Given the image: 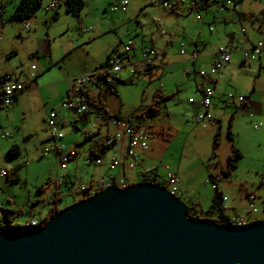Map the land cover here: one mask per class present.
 Segmentation results:
<instances>
[{
    "label": "rangeland",
    "instance_id": "374dc122",
    "mask_svg": "<svg viewBox=\"0 0 264 264\" xmlns=\"http://www.w3.org/2000/svg\"><path fill=\"white\" fill-rule=\"evenodd\" d=\"M19 1L9 0L7 3L0 44L5 45L2 48L6 49L5 51L13 49L16 55L10 58L3 52L0 54V74L16 70L17 74L24 72L28 75L32 64H36L32 62L30 53L38 47L40 42L43 43V40L48 39L49 30H59L58 33L66 31L53 40L54 50L56 47H61L69 36L76 47L63 60L62 69L42 75L47 81L63 77L64 80L67 78V81L73 84L74 79L85 73L87 67L94 61L103 63L106 59V48L113 44L117 45L120 41L119 49H123L127 44H133L134 48H137L136 56L141 49L154 48L161 54L164 52L167 65L163 72L158 71L161 74L156 76L141 74L129 80L128 70H124L121 73V79L124 82L117 85V94L110 91L104 92L107 95L106 107L113 116L140 124L150 133V151L154 153L153 157L148 159L146 164L138 165L133 172H129L128 181L134 184L139 183L143 174L154 175L155 167L158 168L157 172L162 178L169 171L178 174L182 182L196 172L192 184L199 187L206 182L208 185L207 188L202 186L199 195L204 193V189H208L214 195L215 191L212 183L209 182L210 178L216 179L221 175V180L217 184L223 190L226 204L230 208V215H240L248 223L255 220L264 221V150L260 146L261 141L258 137L264 131V115L255 114L249 123L246 120L247 115L244 119L242 111L230 107L233 105L232 99L227 100L228 95L247 97L258 79L257 73L248 68H242L239 64L234 67L226 66L227 70L225 67L221 71L219 87L225 94V100L230 104H223L224 110H216L215 107L212 109L213 111L210 112L213 118L212 123L210 121L197 123L192 115L193 112L191 113L190 107L193 104L190 103V99L197 101L201 99L195 88V81L201 77L195 74L186 75L184 63L189 58V50L193 48L192 42L197 40L213 44L217 40L215 34L213 36L208 31V25H202L204 21L210 19V13L204 9L199 10L203 21L197 22L198 12L189 11L186 4L177 6L174 11L162 7V4L166 2L176 3L178 0H127L129 2L127 12L113 13L109 20H105L104 10L113 5H119L121 0H84L85 7L77 19L65 13V0H41V8L31 19L21 22L8 21V18L14 14ZM49 5H53L54 8L49 9ZM57 11L60 15L56 22L53 18L57 15ZM217 15L219 16V13ZM68 21L72 24L71 29L68 28ZM198 23L201 25L198 26ZM27 24L31 27L30 33L26 32ZM94 24H100L105 28L106 31L101 37H92ZM214 27L218 30L217 26ZM34 29L38 30L37 37L42 41L30 38L36 34ZM84 29L90 31L85 33ZM183 49L185 54H181ZM64 80L61 83L62 87L67 84ZM261 82L263 83L264 79ZM71 88L72 85L68 86L63 96L57 102L52 99L47 107L48 111L54 108V112L57 113L56 119L60 118L59 113L67 119L66 127L58 132H62V135L69 133L67 141H76L82 134V131L73 126L79 115L75 110L63 105L69 101L68 92ZM156 92L164 96V100L161 102L159 112L151 114L149 108L157 97ZM51 94L48 92L46 96L51 97ZM77 99L73 97L74 103ZM40 105L42 106L40 101L34 103L36 114L32 122L26 121L24 124L21 119L22 113L19 117L16 115L11 118L9 108H0V205L7 209L21 210L24 219L17 218L15 222L22 225L33 217L38 224L45 218L51 206L47 199L53 197V191H56L55 183L62 174L74 175L73 178H76L77 184H87L100 176H116L119 168L111 171L100 169L94 164L87 166L85 159L81 156L77 162L67 163V169H61V160L55 153L44 154L43 152V148L53 140L46 141L43 138L45 133L49 134L52 129L46 122L50 111L45 115L44 120L41 119ZM235 106L239 107L240 104L235 102ZM234 113H236L235 118L232 120ZM95 119L94 114L89 122L90 128L95 124ZM187 122H192L194 125L190 127ZM15 123H18L17 126L19 124L21 127L24 126L22 131L35 130L37 135L28 142H24L22 136H13L19 131L15 128ZM78 123L84 129L83 123ZM229 123H231L233 134L232 140L228 136ZM14 144L19 145L20 153L8 155L7 150ZM233 147L240 149L243 157L237 169L228 176L223 173V169L228 167V157ZM2 170L9 175L1 176ZM16 176L18 180L13 181ZM164 185L166 186L165 182ZM41 189L42 191L39 192ZM62 190L63 201L60 207L72 206L86 199L85 195L81 197L68 194L65 187H62ZM251 196H253L256 211L249 208ZM181 201L185 204L183 198ZM29 211L35 216H29Z\"/></svg>",
    "mask_w": 264,
    "mask_h": 264
},
{
    "label": "water",
    "instance_id": "95a60500",
    "mask_svg": "<svg viewBox=\"0 0 264 264\" xmlns=\"http://www.w3.org/2000/svg\"><path fill=\"white\" fill-rule=\"evenodd\" d=\"M152 182L108 188L24 233L0 232V264H264V221L191 218Z\"/></svg>",
    "mask_w": 264,
    "mask_h": 264
},
{
    "label": "crops",
    "instance_id": "0c3cea01",
    "mask_svg": "<svg viewBox=\"0 0 264 264\" xmlns=\"http://www.w3.org/2000/svg\"><path fill=\"white\" fill-rule=\"evenodd\" d=\"M8 1L9 0H0V18H2V20L4 21V24H5V14L7 10L6 7H7ZM198 1H199V5H197L196 9L190 10L188 9V7L187 9L189 11L195 10L198 12L196 16L197 22L203 21L202 17L200 20H197L198 16H201L199 14V10L204 9L208 13H210L211 15L210 19H207L206 21H204L205 23H202V25L204 26L207 24L208 31L210 32L211 35L215 34L217 40L213 44L207 41H205L204 43L202 41L198 42L197 40L192 42L193 48L192 50H189L190 51V53H188L189 58L186 60V63H184L186 70L189 71V74H186V75L195 74L199 76V71H209L211 64H213L214 62V53L222 48H230L232 51L231 62L226 64L223 67V69L226 66L234 67L235 65L239 64L242 68H245V69L248 68L252 72L255 71L258 75V79L255 81L252 87V92L248 94L247 97H245L247 99V105L245 106L243 105V107H239V109H238V106H235V104L230 105V107H233L236 110L238 109L242 111L243 113L242 115L244 119H246L245 115H247L248 119L246 120L249 123H251V119L254 118L255 114H259V116L264 115V82L263 83L261 82V80L264 79V53L259 55L257 59L253 62H245L239 50H241V48H244L246 50L250 49L260 39L264 38V0H239L240 3L237 6V10L228 8L223 13L219 14V16L217 15V13H215V11H217L216 5H219L221 0H198ZM64 11L66 14H69L66 11L65 6H64ZM104 12H105L104 19L109 20L110 17H112L111 15L113 13H110L109 9L107 8L104 10ZM118 12L125 13V12H121L120 10L114 13L116 14ZM59 15H60V12L57 11V15H55L53 20L57 22ZM68 24H69L68 28L71 29V26H72L71 22L68 21ZM197 25L200 26L201 23H198ZM213 26H217L218 30L215 29L214 27L213 31H210V27H213ZM35 28H36V25H35ZM31 31H32L31 27L29 26V29H26V32L30 33ZM37 31H38L37 29H34V33L36 34H34V36L32 37L30 36L31 39L41 40V38L38 39L37 37ZM58 31L59 30H53V31L49 30L48 36H47L48 39L43 40V43L40 42V44H38V47H36L30 53V56L32 57V62H35L36 64H32L30 68V73H28V75H26L24 72H20L17 74L16 70L6 71L0 74V78L3 77L5 74H10L14 77H17L18 79L23 81L25 85L27 86L26 91L18 95L12 102L11 107H9V117L13 118L16 115L19 117V114L22 113L23 117L21 119H23V124L26 121L32 122V119L36 114V111L34 109V103L37 101H40L42 104V106L40 105L39 111L41 113V117H42L41 119L44 120L45 115L49 113V111L50 112L55 111L54 108H51L48 111L49 109L47 107L49 106L48 103H50L52 99L54 100V102L55 101L57 102V100L63 96L64 91L66 89L68 90V86L70 87V85H72V83L67 81V78L64 80L62 77L60 79H54L51 81H47L42 76L46 74L47 72H53L54 70L56 71L57 69H62L63 60L75 50L76 44L75 42H73V40L70 39V36L68 40H66L65 43H63L61 47H56V49L54 50L53 40L57 38L59 35L62 36L66 32L63 30L61 33H58ZM105 31H106L105 28L100 26V24L92 25V32H93L92 37L93 38L98 37V36L101 37V35L104 34ZM0 34H1V31H0ZM18 35H21V34L18 33ZM95 40L96 39H94V41ZM119 44L117 45L113 44V45L108 46L105 50L106 52L105 61H103V63L101 64L94 61V63L91 66L87 67L85 73L83 72L81 75L92 74L96 71L97 68L102 67L106 63V61H108V56L111 54V52L119 48ZM4 46H5L4 44H0V54L3 52L5 53L6 56L10 58L16 55V52L13 49L12 51L11 49L10 51H5L6 49L3 50L2 48ZM136 49L137 48H133V52H132V55L134 56V58L138 57L136 56V52H135ZM193 51H196L199 55V58L196 61H191V54ZM41 58H43L42 61H40ZM236 59L237 61H235ZM165 62H166V54L163 52L162 62H161L163 64L162 69L157 68V67L155 69H149L145 72L144 75L156 76L157 74H161V73H158V71L163 72V70L166 68V65H167ZM227 67H226V70H227ZM221 73L222 72H220V74L216 78L217 82L214 85L215 93L213 94L212 106L209 107L208 109L209 113L213 111L212 109L214 107L216 110L217 109L224 110L225 107H223V104H230L225 100V97H224L225 94L222 93L219 87V80L222 77ZM40 77L42 79H39ZM127 77L129 80H133L135 76L128 74ZM63 80L64 82H67L65 87L61 86V83H63ZM203 84L205 83L202 81L201 78L198 81H195L196 91L198 95H200L199 98L202 97L201 93H202ZM45 91L47 94L48 92L49 93L51 92L52 93L51 97L49 95L46 96ZM104 92H105V89L102 86H98V84L95 82H91L84 89V93L86 94L100 95L106 99L107 95H105ZM195 101H196L195 103H191L193 104V106L190 108H191V113L193 112L192 115L194 119L197 120V123H199L197 118L199 115L201 116L205 114V110L200 108V105L198 104L199 100L198 101L195 100ZM218 102L221 105H219ZM94 111L95 109L92 108L86 115H79L76 121L73 123V126L75 129L82 131L81 136H79L76 141L74 140L67 141V137H68L67 135H69V133L62 135L63 136L62 139H58L55 141V144L57 145H65L67 149L71 148V155H76L71 162H77L78 158L81 156L85 159V162L88 158L90 157L92 158L91 148H93V145L95 144V142L105 140L106 137H108L107 134H109L110 132V127L106 123L97 124V122L95 121V124H93V127L91 128L89 127L91 116L95 114ZM110 114H112V112H110ZM235 114L236 113L232 114L234 115V118H235ZM59 116L60 118L57 119V130L64 129L67 125V119L63 118L61 116V113H59ZM263 119H264V116H263ZM78 122L83 123L84 129L81 128ZM17 125L18 123H15V128L19 129V131L14 133L13 136L15 135L22 136L24 142H28L30 139H32L33 137L37 135L36 133L37 131L35 130L26 131L25 130L24 132L22 131V128L24 126L22 125L21 127L20 124L19 126ZM187 125L192 127L194 124L192 122H187ZM50 137H51L50 133L49 134L45 133L43 138L44 140L47 141L48 139H50ZM258 137L261 141L260 146L264 150V131L261 132L258 135ZM14 145H18V144H14ZM126 145H127V140L126 138H124L116 146H114L112 149H109L105 154H103L101 158L103 159L104 163L102 164L100 169L106 170L107 163H109V160L111 158L121 157L123 150L126 148ZM150 150H148L145 153L140 154V160H141V164H139L140 166L146 164L147 160L153 157L154 153ZM52 153H55L56 156L59 157V154L57 152H52ZM242 157H243V154H242ZM157 169L158 168L155 167L156 171H158ZM133 171L134 170L129 171V170H126L124 167H119L117 175L113 177L116 180L124 179L127 182L129 179L128 173L133 172ZM157 174H158V180L160 182L162 181L164 182L165 176L164 178H162L159 175L160 174L159 172H157ZM67 175H68V178L75 177L74 175L72 176L71 174H67ZM195 176H196V172H193L191 175L188 176V180L184 179L183 181L184 183L182 182V186L186 191H191V192L194 191L192 192L193 193L192 197L190 199H184L185 200L184 202L186 206L192 208L194 211L198 213V212H201V211L204 212L210 209L211 204H212V198L215 194L212 195L208 189H204L205 194L203 193L199 195V192L202 191V188H203L202 186H204V188H207L208 185L205 182L203 183L202 186L195 187L192 184L193 183L192 180H194ZM101 177H104V176H100L99 178ZM73 179L76 180V178H73ZM97 179H92L90 182L97 180ZM127 183H131V182L128 181ZM131 184H134V183H131ZM219 187L220 186L218 185V188ZM219 191L223 193V190L220 188H219ZM197 194L199 196H197ZM226 202L227 201L225 200L223 203L225 207L224 213L230 217L231 216L230 215L231 213L229 212L230 208L228 207ZM9 210H12V209H9Z\"/></svg>",
    "mask_w": 264,
    "mask_h": 264
},
{
    "label": "built area",
    "instance_id": "2783aa9c",
    "mask_svg": "<svg viewBox=\"0 0 264 264\" xmlns=\"http://www.w3.org/2000/svg\"><path fill=\"white\" fill-rule=\"evenodd\" d=\"M129 2L127 0H123L119 5L111 6L109 8L110 13H114L117 11L126 12L127 4ZM186 4L189 9L193 10L196 8L198 2L197 0H178L176 3H164L162 7L168 10H175L177 6ZM239 5V0H221L219 5H216L217 13L221 14L226 9L232 8L233 10H237V6ZM49 9H53V5L48 6ZM201 16H198L197 20H200ZM2 18H0V24L2 23ZM26 29H29L28 25H25ZM90 30H84L83 32L87 33ZM210 31H213V27H210ZM134 46L133 44H127L123 47V49H115L111 52L108 61L103 69L96 70L92 74L81 75L77 77L72 84V88L68 92L69 101L63 103L65 107L68 109H73L76 111L78 115H84L89 110L86 105L80 102V95L82 94V90L86 88V86L98 75L106 76L107 83H114L116 80H121V73L124 70H128V73L137 76L144 75L145 72L149 69L160 68L162 69V54L158 52V50L154 48H149L146 50L141 49L137 58H134L132 55V50ZM241 56L245 62H253L257 59L259 55L264 53V38L260 39L255 45H253L250 49L241 48L239 50ZM181 54H185L184 50H181ZM232 51L230 48H222L214 53V62L211 64L209 71H199V76L202 81L205 83L202 87V97L198 101L200 108L205 110V114L198 116V121H213L211 114L208 112L209 107L212 106L213 94L215 93L214 85L216 84V78L222 71L223 67L231 62ZM199 58V55L196 51H193L191 54V61H196ZM186 74H189V71L186 70ZM27 86L23 81L14 77L10 74H5L0 80V108H9L12 105L14 99L26 91ZM73 97L78 98L77 102L74 103ZM237 98V99H236ZM227 99L233 101V104L237 102L240 106L247 105V99L245 96H227ZM196 101L190 99V103H195ZM95 121L97 123H104L110 127V132L107 134L109 136L108 146L114 147L119 142H121L124 138L127 140L126 148L123 150L121 157H113L107 163V170H115L118 167H124L126 170H134L139 164H141L140 154L145 153L150 150V133L147 128L141 126L140 124H134L122 117H111L107 118L101 113H95ZM57 114L54 111H51L46 118V122L51 127L50 139L53 142H50L47 147L43 148L44 154H48L50 152H57L59 154V158L61 160L60 166L61 169H67V163L71 162L76 155H71V148L67 149L65 145H57L55 141L58 139H62V134H60L55 128L57 125ZM6 136V134L4 135ZM102 158H88L86 160V165L89 166L91 164L96 165V167L100 168L103 164ZM6 171H1V176H6ZM156 176L149 175L148 179L145 182H152ZM182 179L175 173L167 172L165 176L164 182H160L158 177L155 179L157 185L164 187L169 191L171 195L178 199H190L193 195L191 191H186L182 186ZM220 178H216L214 180L210 179V183H218ZM56 185L60 187L66 188L68 194H74L76 196L85 195L86 199L96 196L98 193L105 191L108 188L112 187H122L127 188L128 183L123 179L116 180L113 176H104L97 180H94L87 184H77L76 180L73 178H68L67 173L62 174ZM63 193V190L61 191ZM85 200V199H84ZM225 201L226 198L224 197ZM52 201L51 197L47 199V202ZM249 208L252 211H256L255 203L253 202V196L249 197ZM3 209V206L0 205V212ZM197 219H205L210 218L213 220V223L218 222V218L216 216H207L206 211L195 212ZM1 214V213H0ZM29 216H35L33 212L29 213ZM35 218V217H33ZM19 220H23L24 216H19ZM230 226H245L248 224L240 215L230 216ZM28 226V221L24 224ZM40 225V222H39ZM36 228V227H35ZM38 228V227H37Z\"/></svg>",
    "mask_w": 264,
    "mask_h": 264
},
{
    "label": "trees",
    "instance_id": "16d2710c",
    "mask_svg": "<svg viewBox=\"0 0 264 264\" xmlns=\"http://www.w3.org/2000/svg\"><path fill=\"white\" fill-rule=\"evenodd\" d=\"M197 2H198L197 5H199L198 0H197ZM41 6H42L41 0H20L19 4L16 7L14 14H12L8 18V21L21 22V21H24L26 19L29 20L33 17V15L36 14V12L41 8ZM64 6H65L66 11L69 14H71L72 17L78 18L80 16L82 10L85 7V3H84V0H65ZM196 8H197V6H196ZM166 10H168V9H166ZM3 26H4V21H2V23L0 24V31L3 28ZM109 56H108V58H109ZM105 64L102 67L97 68L96 70L103 69ZM1 79H2V77L0 78V80ZM91 82H95L98 84V86H102L105 89V91H110L113 94H117V91H116L117 85L124 82V81L119 79V80H116L114 83H107L106 82V76H104V75L98 76L97 75ZM155 94L157 95V97L154 99L153 104L149 108V112L151 114H155V113L157 114L159 112L161 102L164 100V96H162L160 93L156 92ZM80 102L83 103V105H86L88 107L89 111L92 108L95 109L94 113H96V112L101 113L104 116H106L107 118L118 117V116H112V114H110V112L107 110V107H106L107 102L103 96L86 94V93H84V89H83L82 94L80 95ZM239 107H238V109H239ZM241 107H243V106H241ZM86 114H84V115H86ZM142 116L144 117L145 114L143 113ZM231 119L232 120L234 119V115H232ZM228 136H229L230 140L233 139L232 138L233 134L231 133V123L228 124ZM108 137H106L105 140L95 142V144L93 145V148H91L92 157H94L96 159L101 158V156L103 154H105L109 149L113 148V147L107 145V138ZM216 143H217V140H216ZM7 152H8V155H18L20 153L19 145L11 146L7 150ZM228 158H229V164H228V167L223 169V173L225 175L230 176L239 166V162L242 158L241 150L236 148V147H233L232 152H230ZM142 176L143 177H142V179H140V183H144L145 180L148 179V175L143 174ZM154 176H156V178L158 177L157 171L154 172ZM218 178H220V180H221V175H219ZM155 179L152 180V182H154V184H156ZM210 179L214 180L213 177ZM17 180H18V177L16 176L13 179V181H17ZM213 184L215 187L214 188L215 195L212 198L211 207L209 210L206 211V214H207V216H210V215L216 216L218 218V222H217L218 224L230 226L231 223H230L229 216H227L224 213V210H225V207L223 204L224 203V200H223L224 195L221 191H219L218 184L216 182ZM132 185L133 184L128 183L127 186L130 187ZM41 191H42V189L39 192H41ZM61 191L62 190L60 189V187H58V185H56V191L54 192V195L51 198L52 201H49V204L51 206L49 207L48 213L45 216V218L40 221V225H39L40 228L45 226L49 220H53L65 208L67 209L68 207H70V206H67V207L65 206L64 208L60 207V203L63 201V195H62ZM188 211H189L188 212L189 216L191 218H195V216H196L195 212L196 211H194L193 209H188ZM0 213H1L0 214V232H2V231H6V232L7 231H13V232L24 233L27 230L32 229V228H27L26 226H23L21 223L15 222L19 216H24V214L22 213L21 210H9V209L3 207V209L1 210ZM29 213H31V211H29ZM204 220L213 222V220L210 218H205ZM254 222H258V221L255 220L253 222H249L248 225L253 224ZM33 229H35V227Z\"/></svg>",
    "mask_w": 264,
    "mask_h": 264
},
{
    "label": "bare ground",
    "instance_id": "6f19581e",
    "mask_svg": "<svg viewBox=\"0 0 264 264\" xmlns=\"http://www.w3.org/2000/svg\"><path fill=\"white\" fill-rule=\"evenodd\" d=\"M109 143V137L107 138V144ZM122 189V187H119ZM25 226V225H23ZM27 228H32V230H34L33 228L36 227L35 229L39 228V224L36 221V218L31 219L30 221H28V226H26ZM38 227V228H37ZM25 230V229H24ZM27 230V229H26Z\"/></svg>",
    "mask_w": 264,
    "mask_h": 264
},
{
    "label": "clouds",
    "instance_id": "9594fccd",
    "mask_svg": "<svg viewBox=\"0 0 264 264\" xmlns=\"http://www.w3.org/2000/svg\"><path fill=\"white\" fill-rule=\"evenodd\" d=\"M7 175H8V173H7ZM152 183H154V182H152ZM157 185V184H156ZM188 207V206H187ZM189 209H192V208H190V207H188ZM189 212V211H188ZM248 225V224H247ZM40 228V227H39Z\"/></svg>",
    "mask_w": 264,
    "mask_h": 264
}]
</instances>
